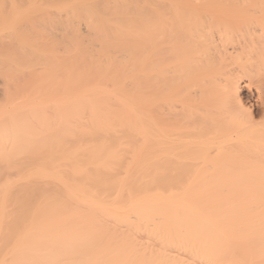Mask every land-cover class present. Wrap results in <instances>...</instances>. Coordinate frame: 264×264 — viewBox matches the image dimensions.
<instances>
[{"label":"bare ground","instance_id":"6f19581e","mask_svg":"<svg viewBox=\"0 0 264 264\" xmlns=\"http://www.w3.org/2000/svg\"><path fill=\"white\" fill-rule=\"evenodd\" d=\"M0 264H264V0L0 3Z\"/></svg>","mask_w":264,"mask_h":264},{"label":"rangeland","instance_id":"374dc122","mask_svg":"<svg viewBox=\"0 0 264 264\" xmlns=\"http://www.w3.org/2000/svg\"><path fill=\"white\" fill-rule=\"evenodd\" d=\"M23 0H0V3L8 8L11 5H19Z\"/></svg>","mask_w":264,"mask_h":264}]
</instances>
